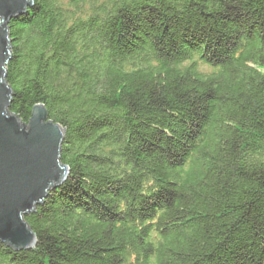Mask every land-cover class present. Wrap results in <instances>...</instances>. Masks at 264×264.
<instances>
[{"label":"trees","instance_id":"obj_1","mask_svg":"<svg viewBox=\"0 0 264 264\" xmlns=\"http://www.w3.org/2000/svg\"><path fill=\"white\" fill-rule=\"evenodd\" d=\"M9 112L65 129L67 178L0 264H264V0H33Z\"/></svg>","mask_w":264,"mask_h":264},{"label":"water","instance_id":"obj_2","mask_svg":"<svg viewBox=\"0 0 264 264\" xmlns=\"http://www.w3.org/2000/svg\"><path fill=\"white\" fill-rule=\"evenodd\" d=\"M33 0H0V242L16 250L33 248L36 236L24 215L41 204L68 176L61 161L65 129L34 106L26 125L9 112L13 89L6 80L11 58L9 24Z\"/></svg>","mask_w":264,"mask_h":264},{"label":"rangeland","instance_id":"obj_3","mask_svg":"<svg viewBox=\"0 0 264 264\" xmlns=\"http://www.w3.org/2000/svg\"><path fill=\"white\" fill-rule=\"evenodd\" d=\"M22 122V121H21ZM22 123H24V122H22ZM28 124V122L26 123V125Z\"/></svg>","mask_w":264,"mask_h":264}]
</instances>
